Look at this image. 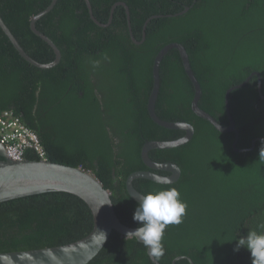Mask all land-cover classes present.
I'll return each mask as SVG.
<instances>
[{
  "label": "trees",
  "instance_id": "16d2710c",
  "mask_svg": "<svg viewBox=\"0 0 264 264\" xmlns=\"http://www.w3.org/2000/svg\"><path fill=\"white\" fill-rule=\"evenodd\" d=\"M90 2L101 23H108L112 14L108 26L91 17L86 0H57L37 20V27L62 53L61 61L50 68L37 67L23 58L0 26V113L13 111L36 132L48 160L91 170L112 190L121 221L138 227L133 220L138 201L128 193L126 178L135 170L148 169L141 157L146 141L166 140L164 136L179 131L156 123L148 110L158 52L169 42L186 47L202 87L199 105L224 125L229 124L227 89L242 83L253 71H260L261 93L258 76L253 75L229 95L231 114L239 129L237 147L244 149L235 151L234 132L227 133L228 140L209 120L193 111L194 84L179 50L170 49L160 64L156 112L167 121L191 123L195 133L184 145L150 150L154 160L160 161L157 154L163 152L166 160L181 167L179 181L159 184L147 178L134 180L144 195L156 189L177 188L187 202L186 212L193 204L199 205L189 210V222L200 226L199 233L182 227L174 228L167 239L164 235L163 246L168 251L158 255L162 264H173L179 254L192 257L195 264H252L246 248L234 249L239 236L246 237L250 229L264 223V160H259L264 140H257L255 146L251 141L264 136V0ZM117 2L129 7L138 40L150 18L142 43L135 44L130 38L125 6L119 4L111 11ZM51 3L0 0V14L6 24L27 53L43 63L52 61L56 54L33 32L30 21ZM94 61L99 62L97 67H93ZM135 64L141 67L134 69L131 78H125L128 68ZM220 137L225 140L224 147L217 152L214 142ZM207 139L210 142L204 153ZM205 155L211 166L217 163L226 177L236 179L229 183L231 187L239 192L245 184L250 188L249 207L237 206L238 213L230 219L226 218L229 207H223L224 218L217 221L216 197L224 193L218 191L213 173L202 168ZM25 158L41 159L30 149ZM92 227L90 208L73 194L56 191L13 199L0 204V252L69 243L87 235ZM87 264L154 263L136 237L126 238L113 231L103 249ZM176 264L191 263L182 258Z\"/></svg>",
  "mask_w": 264,
  "mask_h": 264
},
{
  "label": "water",
  "instance_id": "95a60500",
  "mask_svg": "<svg viewBox=\"0 0 264 264\" xmlns=\"http://www.w3.org/2000/svg\"><path fill=\"white\" fill-rule=\"evenodd\" d=\"M56 2L57 0H52V3L46 9L31 17L32 30L47 41L52 46L56 54L52 61L46 63L36 60L27 53L0 14V26L9 37L14 47L23 58L40 68L53 67L58 64L62 58L61 50L57 44L48 35L37 28L36 25L37 20L48 13L54 7ZM86 2L90 10L91 17L98 24L108 26L110 20L108 23H101L93 14L90 0H86ZM122 4L127 7L125 3ZM188 9L189 8H186L184 12ZM184 12H181L180 14ZM149 20L150 18L147 22ZM172 48H177L179 50L185 70L195 87V94L192 99V109L197 115L206 118L217 128L226 131L234 130L233 132H236V139L233 142V145L236 151H243L244 149L237 147L239 129L234 126L236 124L229 107L230 92L233 89L244 85L254 74L259 76V89L261 92L260 71H253L242 83L228 88L225 94V106L231 122L230 125L232 126L230 128L222 127L209 112L201 108L199 105V101L202 97V87L192 68L189 53L186 47L179 42H169L166 44L158 52L153 63L154 83L148 99V110L153 120H155L159 125L167 128H184L187 129L188 134L174 141L153 140L145 142L141 150L144 162L154 169H173L175 174L172 177H162L148 169L132 172L127 177L126 185L128 193L134 197L136 201L140 200L144 196V194L134 186V180L136 178L143 177L158 182L172 183L178 179L180 174L179 167L174 164L168 167V165L153 161L149 156L150 150L152 148H171L180 146L187 143L193 135V126L188 122L167 121L161 119L156 112V101L160 90V64L163 57ZM258 139L264 140V138ZM255 142L253 143V146ZM56 191L73 194L82 199L88 205L93 216V227L91 231L80 239L61 245L0 252V264H87L103 249L113 231H117L126 236L129 231H133L137 228L126 225L121 221L115 210L111 197V190L106 188L103 182L91 170H86L82 167L67 165L48 159L23 158L21 160H14L8 156L4 145L0 142V204L21 197ZM148 251L153 261L159 264L154 258V253L149 248ZM181 258H187L190 263L195 264L193 259L186 255L177 256L173 260V264H176V261Z\"/></svg>",
  "mask_w": 264,
  "mask_h": 264
},
{
  "label": "clouds",
  "instance_id": "9594fccd",
  "mask_svg": "<svg viewBox=\"0 0 264 264\" xmlns=\"http://www.w3.org/2000/svg\"><path fill=\"white\" fill-rule=\"evenodd\" d=\"M98 65V61L93 62V67ZM259 160H264V147L259 151ZM187 207V202L175 187L145 194L138 200L133 214V220L139 226L129 231L126 238L135 236L154 254L162 255L166 228L181 224L187 214ZM235 241V251L246 248L251 253L252 264H264V223L258 225L257 229H250L246 237L239 236Z\"/></svg>",
  "mask_w": 264,
  "mask_h": 264
},
{
  "label": "flooded vegetation",
  "instance_id": "af4514ba",
  "mask_svg": "<svg viewBox=\"0 0 264 264\" xmlns=\"http://www.w3.org/2000/svg\"><path fill=\"white\" fill-rule=\"evenodd\" d=\"M123 2H117V4H115L112 8H113V10H111L112 12L114 11V9H115V7L116 6H118L119 4H122ZM122 5H124V4H122ZM125 6V5H124ZM128 7V6H127ZM126 6H125V9H126V12H127V17H128V23H129V25H128V32H129V35H130V38H131V40L135 43V44H140V43H142L143 42V39H145L144 37L146 36V32H145V25H146V23H148V22H146L145 23V25L143 26V30H142V35H143V37H142V39H140V40H138L137 38H136V34L133 32V30H132V26H131V22H130V16H129V7L127 8ZM112 19H113V16H112V14L110 15V17H109V20H110V22L112 21ZM37 25V24H36ZM30 27H31V21H30ZM38 28V27H37ZM32 29V28H31ZM34 32V31H33ZM35 33V32H34ZM36 34V33H35ZM39 36V35H38ZM42 38V37H41ZM43 39V38H42ZM44 40V39H43ZM45 41V40H44ZM47 42V41H46ZM48 43V42H47ZM137 67H141V66H138L137 64H135V67H132V68H128V73L127 74H125L124 76H125V78H131L130 77V74L134 71V69L135 68H137ZM262 74V73H261ZM261 74H260V80H261ZM255 75V74H254ZM248 76H250V74L248 75ZM253 76V75H252ZM133 80L131 79V81L129 82V85H130V83L132 82ZM261 83H262V81H261ZM124 84H126V82L124 83ZM258 91L260 92V89H259V76H258ZM261 92H262V89H261ZM260 92V93H261ZM226 94V93H225ZM263 97H264V95H263ZM40 98V95H38V97H37V99H39ZM229 107H230V105H229ZM225 108H226V106H225ZM194 111V110H193ZM226 111H227V108H226ZM230 111H231V109H230ZM208 112V111H207ZM228 114V113H227ZM18 116V115H17ZM213 116V115H212ZM19 117V116H18ZM214 117V116H213ZM229 117V116H228ZM20 118V117H19ZM206 119V118H205ZM155 121V120H154ZM156 122V121H155ZM180 122H187V121H180ZM157 123V122H156ZM189 123V122H188ZM230 119H229V124H227V125H224V124H221L220 122H219V124H221V126L222 127H228V128H230L232 125H230ZM189 124H191V123H189ZM192 125V124H191ZM193 126V125H192ZM215 126V125H214ZM235 127H236V125H234ZM216 127V126H215ZM217 128V127H216ZM170 129H176V130H182L183 132H177V133H175V134H172V135H168V136H164V137H166L167 139L166 140H161V139H152V140H149V141H153V140H157V141H174V140H176V139H179V138H181V137H184V136H186L187 134H188V131H187V129H184V128H170ZM193 135H192V137L194 136V133H195V128H194V126H193ZM217 130H219V132L226 138H228V140H229V136H228V134L227 133H230V132H233L234 130H232V131H226V130H222V129H219V128H217ZM175 136H178V138H174ZM192 137H191V139H192ZM258 138H264V136H258V137H253V138H251V141H252V143H254L255 141H257V140H263V139H258ZM190 139V140H191ZM235 139H236V132H234V140H233V142L235 141ZM189 140V141H190ZM238 140H239V134H238ZM238 140H237V142H238ZM188 141V142H189ZM223 141H225L224 140V138L223 137H220V138H218L215 142H214V147H215V150L217 151V152H219V151H221L222 149H223V147H224V145H223ZM147 142V141H146ZM209 140L207 139V144H206V146H205V148H204V153H205V150H206V148H207V146H208V144H209ZM233 142H232V148L235 150V148H234V145H233ZM186 144V143H185ZM182 145H184V144H182ZM254 146H255V144H254ZM177 147V146H176ZM171 148H173V147H171ZM152 149H154V148H152ZM164 149V148H163ZM236 151V150H235ZM149 156H150V152H149ZM141 157H142V154H141ZM157 157H159L161 160L160 161H157V160H154L151 156H150V158L153 160V161H156V162H159V163H161V164H165V165H168V167H170L172 164H174V165H176V166H178L179 167V169H180V174H179V177H178V179L177 180H175L174 182H172V183H164V182H158V181H155V180H153V181H155V182H158L159 184H173V183H175V182H177V181H179V179L182 177V170H181V167L177 164V163H175L174 161H172V160H166V157L163 155V152H160V153H158L157 154ZM143 159V158H142ZM144 161V160H143ZM145 163V162H144ZM145 165H147L146 163H145ZM147 167H148V170H151V171H153V172H155V173H157L158 175H160V176H162V177H172L174 174H175V171L173 170V169H169V168H160V169H154V168H151L150 166H148L147 165ZM202 168L205 170V172L206 173H208V174H212L213 173V176H214V183L215 182H217L218 183V191H221L222 193H224L223 192V190H222V188L223 187H225V186H227V185H229V183H235V181L234 180H236V179H230V178H228V177H226L224 174H223V172L221 171V168H220V166L217 164V163H215L213 166H211L208 162H207V159H206V155H205V163H204V166H202ZM139 170H142V169H139ZM135 171H137V170H135ZM134 172V171H133ZM132 173V172H131ZM130 173V174H131ZM129 174V175H130ZM223 174V175H222ZM128 175V176H129ZM127 176V177H128ZM193 176H194V174H192V178H193ZM238 176H239V174H238ZM140 178H143V177H140ZM137 179V178H136ZM147 179H149V178H147ZM126 180H127V178H126ZM150 180H152V179H150ZM192 180H195V178H193ZM134 186H135V184H134ZM126 188H127V185H126ZM136 188V187H135ZM233 187H231V198H232V201H233V206H231V207H229V212L230 213H232V214H236V213H238L237 211H236V207L237 206H239V205H244V206H246V207H249V204L251 203V198H250V200H248L246 197H244V196H240V195H238V194H236L235 192H234V190L232 189ZM137 189V188H136ZM111 190V189H110ZM155 191H158L157 189L155 190ZM111 194H112V190H111ZM219 197L221 196V193H219V195H218ZM126 204H127V202H126ZM128 205V204H127ZM218 205H219V203H218ZM196 206H199L198 204H193L192 205V207L191 208H193V207H196ZM220 206V205H219ZM190 208V209H191ZM253 208V206L251 207V209ZM189 209V210H190ZM250 209V210H251ZM189 210L187 211V214L184 216V218H183V223H182V225H175V224H173V225H169L167 228H166V230H165V233H164V235L166 236V239H167V237H168V235H169V233L170 232H172L173 231V229L175 228L176 230H178L179 228H182V227H187L191 232H193L195 235H197L198 233H199V231H200V226L198 225H192L190 222H189V217H190V212H189ZM123 213L124 214H127V213H125L124 211H123ZM256 215V213L255 214H250V217H254ZM165 239V240H166ZM164 240V241H165ZM164 241H163V244H164ZM167 251L168 250H163V252L165 253V254H167ZM147 253H148V255L150 256V259L152 260V262L154 263V264H157L156 262H154L153 261V259H152V257H151V255L149 254V251H148V248H147ZM184 254H179V255H176L175 256V258L177 257V256H183ZM186 256H188V255H186ZM190 257V256H189ZM154 258L157 260V262L159 263V264H162L161 263V261L159 260V258H158V255H156V254H154ZM174 258V259H175ZM192 258V257H191ZM173 259V260H174ZM182 259V258H181ZM185 259H187V258H185ZM193 259V258H192ZM179 260V259H178ZM189 261V260H188ZM194 261V260H193ZM177 262V261H176ZM190 262V261H189ZM172 263H173V261H172ZM195 263V262H194ZM192 264V263H191Z\"/></svg>",
  "mask_w": 264,
  "mask_h": 264
},
{
  "label": "built area",
  "instance_id": "2783aa9c",
  "mask_svg": "<svg viewBox=\"0 0 264 264\" xmlns=\"http://www.w3.org/2000/svg\"><path fill=\"white\" fill-rule=\"evenodd\" d=\"M0 142L8 156L14 160L25 158L29 149L35 151L41 159H47L37 133L26 126L13 111L5 110L0 113Z\"/></svg>",
  "mask_w": 264,
  "mask_h": 264
},
{
  "label": "rangeland",
  "instance_id": "374dc122",
  "mask_svg": "<svg viewBox=\"0 0 264 264\" xmlns=\"http://www.w3.org/2000/svg\"><path fill=\"white\" fill-rule=\"evenodd\" d=\"M263 28V27H261ZM224 194L219 197L217 196L216 197V201L217 203H219V210L218 212L216 213V218H217V221L219 222V220L223 219L224 218V215H225V209H223V207H231L233 206V201H232V198H231V185H227L225 187L222 188ZM233 190L235 191L236 194L240 195V196H244L246 197L247 199L248 198H251V191H250V188L248 187L247 184H245L242 188V190L239 192L238 190L234 189ZM237 208V207H236ZM229 209V208H228ZM236 214H232V213H228L226 215V218H232L233 216H235ZM225 218V219H226Z\"/></svg>",
  "mask_w": 264,
  "mask_h": 264
}]
</instances>
